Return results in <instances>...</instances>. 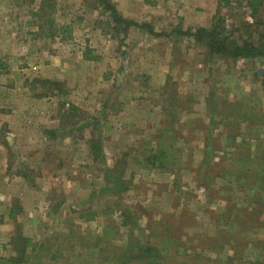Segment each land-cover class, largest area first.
Returning a JSON list of instances; mask_svg holds the SVG:
<instances>
[{
	"label": "rangeland",
	"instance_id": "374dc122",
	"mask_svg": "<svg viewBox=\"0 0 264 264\" xmlns=\"http://www.w3.org/2000/svg\"><path fill=\"white\" fill-rule=\"evenodd\" d=\"M0 73V259L264 264V5L0 0Z\"/></svg>",
	"mask_w": 264,
	"mask_h": 264
},
{
	"label": "trees",
	"instance_id": "16d2710c",
	"mask_svg": "<svg viewBox=\"0 0 264 264\" xmlns=\"http://www.w3.org/2000/svg\"><path fill=\"white\" fill-rule=\"evenodd\" d=\"M245 5L250 9L251 13H254L256 10H258L261 6L264 5V0H244ZM229 0H225V3H228ZM111 10L114 12V8L111 7ZM116 14V13H115ZM132 23V22H131ZM141 27H145L146 25H139ZM150 31V29H147ZM198 34H205L208 35L209 31L206 28L199 27L195 31V35ZM208 45L211 49H213L216 52H223L225 54L230 55L231 57H253L257 55H262V47H258L255 44H253L250 41H243L241 44H239L235 40H228L226 43H216L212 40L208 41ZM130 217V216H129ZM17 239L19 240V243L16 245L15 251L17 252V258H2L0 259V264H20L22 262H25L27 260L26 258V252L28 244L31 242L30 238L21 235L18 236ZM153 249L145 246L142 248L143 254H149L152 252Z\"/></svg>",
	"mask_w": 264,
	"mask_h": 264
},
{
	"label": "crops",
	"instance_id": "0c3cea01",
	"mask_svg": "<svg viewBox=\"0 0 264 264\" xmlns=\"http://www.w3.org/2000/svg\"><path fill=\"white\" fill-rule=\"evenodd\" d=\"M2 75L0 73V76ZM12 112H15V109L9 111L10 117L8 116L7 120L13 125ZM13 128L16 129L15 127ZM9 174L8 156L0 144V243H6L13 235L17 216L13 205L16 189L9 184ZM12 176H16L15 173H12Z\"/></svg>",
	"mask_w": 264,
	"mask_h": 264
}]
</instances>
